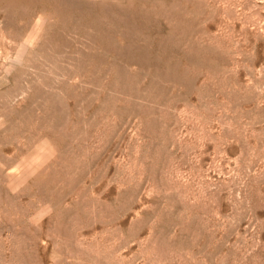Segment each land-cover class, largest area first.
<instances>
[{"label": "rangeland", "instance_id": "1", "mask_svg": "<svg viewBox=\"0 0 264 264\" xmlns=\"http://www.w3.org/2000/svg\"><path fill=\"white\" fill-rule=\"evenodd\" d=\"M0 264H264V0H0Z\"/></svg>", "mask_w": 264, "mask_h": 264}, {"label": "bare ground", "instance_id": "2", "mask_svg": "<svg viewBox=\"0 0 264 264\" xmlns=\"http://www.w3.org/2000/svg\"><path fill=\"white\" fill-rule=\"evenodd\" d=\"M10 163V162H9Z\"/></svg>", "mask_w": 264, "mask_h": 264}]
</instances>
